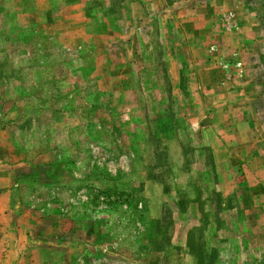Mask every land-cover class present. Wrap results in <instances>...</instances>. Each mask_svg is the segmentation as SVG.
<instances>
[{
    "label": "rangeland",
    "instance_id": "obj_1",
    "mask_svg": "<svg viewBox=\"0 0 264 264\" xmlns=\"http://www.w3.org/2000/svg\"><path fill=\"white\" fill-rule=\"evenodd\" d=\"M0 264H264V0H0Z\"/></svg>",
    "mask_w": 264,
    "mask_h": 264
}]
</instances>
